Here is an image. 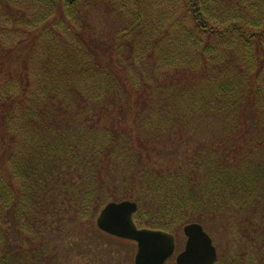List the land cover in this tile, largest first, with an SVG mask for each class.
Returning <instances> with one entry per match:
<instances>
[{"label": "trees", "instance_id": "obj_1", "mask_svg": "<svg viewBox=\"0 0 264 264\" xmlns=\"http://www.w3.org/2000/svg\"><path fill=\"white\" fill-rule=\"evenodd\" d=\"M81 1L0 0V264L91 258L125 200L264 264V0H111L107 38Z\"/></svg>", "mask_w": 264, "mask_h": 264}, {"label": "water", "instance_id": "obj_2", "mask_svg": "<svg viewBox=\"0 0 264 264\" xmlns=\"http://www.w3.org/2000/svg\"><path fill=\"white\" fill-rule=\"evenodd\" d=\"M137 205L131 201L110 202L100 211L96 227L102 233L135 243L133 264H165L175 251L174 236L159 230L138 229L133 222ZM183 250L175 256V264H215L217 251L212 239L197 223L182 229Z\"/></svg>", "mask_w": 264, "mask_h": 264}, {"label": "rangeland", "instance_id": "obj_3", "mask_svg": "<svg viewBox=\"0 0 264 264\" xmlns=\"http://www.w3.org/2000/svg\"><path fill=\"white\" fill-rule=\"evenodd\" d=\"M80 16L87 22L89 31L96 32L102 38L112 35L113 32L120 29L122 18L116 12H110L108 7H111V0H82ZM183 0H176L177 4H181ZM152 13L148 15V20L152 19ZM73 15V14H71ZM18 61H14L11 65H19ZM2 74H0V79ZM110 203V202H109ZM108 204V203H107ZM96 227V225H95ZM99 231V230H98ZM182 230L174 233L175 252L173 257L166 264H175L174 257L182 251L185 244V237ZM218 253L219 241L210 236ZM226 238L220 242L224 243ZM90 245H95L99 250L94 253L91 258L82 260L71 259L67 264H133L136 246L130 241L120 240L110 237L99 231L98 239L90 236Z\"/></svg>", "mask_w": 264, "mask_h": 264}]
</instances>
